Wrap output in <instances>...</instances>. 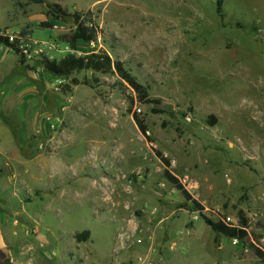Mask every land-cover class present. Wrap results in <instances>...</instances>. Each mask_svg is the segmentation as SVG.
<instances>
[{"label": "rangeland", "instance_id": "374dc122", "mask_svg": "<svg viewBox=\"0 0 264 264\" xmlns=\"http://www.w3.org/2000/svg\"><path fill=\"white\" fill-rule=\"evenodd\" d=\"M39 1L0 0L1 33L63 51L8 50L31 92L27 127L0 125V228L15 264H263L249 244L264 251V0ZM58 7L94 22L96 41L74 42ZM93 56L123 62L147 100L114 68L47 69Z\"/></svg>", "mask_w": 264, "mask_h": 264}, {"label": "trees", "instance_id": "16d2710c", "mask_svg": "<svg viewBox=\"0 0 264 264\" xmlns=\"http://www.w3.org/2000/svg\"><path fill=\"white\" fill-rule=\"evenodd\" d=\"M35 3L44 4L43 1L35 0ZM56 19L64 21L65 23L71 24L76 27V31L73 34V41H82L85 43H93L98 38L99 28L94 22L89 24L82 20L81 14L71 15L62 10L60 7L56 11ZM46 25H44L45 27ZM0 45H4L8 48H12L10 39L7 37L0 36ZM47 69L51 74L57 77H69L75 71L82 69H90L97 72H107L115 69L116 74L119 78L127 84V86L137 94L140 101H146L148 98V89L142 85L138 79L126 69L125 65L121 61L113 62L109 56L98 58L97 56L86 57V58H65L61 61L47 62ZM140 130L144 133V128L140 126ZM166 171L164 174L165 179L168 183L173 185L179 192L186 195L188 200H191L190 196L182 186L178 178H176L169 170L170 164L165 158L162 159ZM205 223L216 233L224 234L229 238L245 240L247 238V231L239 228H228L225 224L206 218L203 216ZM85 237V236H84ZM249 249L254 255L264 264V251L255 246L249 244Z\"/></svg>", "mask_w": 264, "mask_h": 264}, {"label": "crops", "instance_id": "0c3cea01", "mask_svg": "<svg viewBox=\"0 0 264 264\" xmlns=\"http://www.w3.org/2000/svg\"><path fill=\"white\" fill-rule=\"evenodd\" d=\"M8 56L7 48L5 46H0V115L2 116L0 118V125H6V119H14L18 122L19 129L22 128L23 125L26 128L28 123L26 109L28 104L26 101L27 98L31 96V92L27 89L26 77L20 75L17 60L13 62L14 67H10ZM17 70L18 72H16ZM32 120L38 122L37 117H35V112L31 121ZM41 122H43V120H41ZM6 126L9 128L8 125Z\"/></svg>", "mask_w": 264, "mask_h": 264}, {"label": "built area", "instance_id": "2783aa9c", "mask_svg": "<svg viewBox=\"0 0 264 264\" xmlns=\"http://www.w3.org/2000/svg\"><path fill=\"white\" fill-rule=\"evenodd\" d=\"M0 36L7 37L10 39V43L13 45L12 48H7V50H15L18 54L28 58V59H38L41 57H48L50 53H63L57 49V44L39 42L33 37L24 38V37H12L5 35L0 32ZM4 46V45H0ZM49 62L58 61L54 57H50ZM59 62V61H58Z\"/></svg>", "mask_w": 264, "mask_h": 264}, {"label": "water", "instance_id": "95a60500", "mask_svg": "<svg viewBox=\"0 0 264 264\" xmlns=\"http://www.w3.org/2000/svg\"><path fill=\"white\" fill-rule=\"evenodd\" d=\"M0 264H15L11 247L5 242L0 228Z\"/></svg>", "mask_w": 264, "mask_h": 264}]
</instances>
